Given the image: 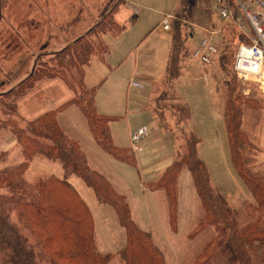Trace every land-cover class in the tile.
Instances as JSON below:
<instances>
[{"label": "rangeland", "instance_id": "obj_1", "mask_svg": "<svg viewBox=\"0 0 264 264\" xmlns=\"http://www.w3.org/2000/svg\"><path fill=\"white\" fill-rule=\"evenodd\" d=\"M129 1L139 9L134 20L133 12L123 8L125 0H0V96L18 87L13 96L0 98V125L11 121L18 127H25L28 120L72 96V90L79 91L75 74L78 69H82V63L79 66L76 64L64 67L66 70L62 74H65V80L57 75L58 77L44 76L24 82L32 73L39 53L42 55L41 61L51 62L52 54L89 31L84 29L80 33L85 22H81L76 28L69 24L77 10L80 9L79 15L88 21L92 10L91 21L94 25L105 13L111 11V16L114 12L115 18L122 9L118 21L124 25L123 31L118 34L95 32L87 39L98 46L99 53L103 48L102 42L108 49L103 58L91 56L92 62L86 69L87 77L90 76L91 80L85 82L87 86H98L96 110L100 114L111 116L109 130L110 134L112 132L116 135V144H119V148L129 147L127 131L125 134L127 123L144 121L147 128H150L147 122L152 116L164 131H172L176 154L186 151L184 128L194 132L199 137L198 157L207 169L210 185L225 197L234 228L239 229L257 219L260 221L259 227L264 228V213H258L252 208L256 205L254 199L233 169L223 119V108L227 102L230 104L233 101L237 107L235 111L239 130L245 142L242 147L243 160L251 173L264 183V68L258 79L241 80L237 77L233 63L237 44L242 37L238 35L234 22L221 20L211 10L214 13L211 12L210 18L205 19V23L210 22L206 27L200 28L205 32H200L195 38L210 36L208 38L218 47L219 53L226 51L230 54L225 66H221L219 62V57L222 56L219 53L212 57L210 64L201 65L191 56L194 47L186 45L187 55L182 56L181 62H176L179 65L177 76L171 81L163 80L170 34L159 29L162 20L169 19L171 28V17L168 15H173L181 6L190 8L192 19L203 23L205 17L197 14L194 8L206 0ZM54 24H59L61 30ZM183 24L187 40V31L193 28L187 21H183ZM52 25L53 28L50 27ZM89 25L90 28L93 26ZM62 30L70 35L67 44L66 41H61L66 40L59 35ZM210 31H216L215 35H210ZM48 36H51L50 41L55 39L56 42H45ZM52 62V65L59 66L58 61ZM131 79L152 86L150 89L153 90L155 104L150 102L137 110L125 109V93ZM59 83H65L71 89L62 87L60 93L57 87ZM184 105L190 116L185 122L182 110ZM81 117L84 118L75 105L57 114V120L64 130L70 124L78 125ZM111 142L114 144L112 138ZM82 148L87 150L85 146ZM97 149L100 157L91 156L98 161L93 159L89 164L106 177L117 193L124 195L133 221L139 228L150 233L164 256L165 264H191L206 243L217 233L220 234L222 225H215L217 230L214 225H208L190 235L202 215V208L189 168H182L178 174L177 224L176 230L172 231L164 192L149 190L142 184L150 180L146 168L138 169L137 164L120 162L99 146ZM0 152L2 169H14L22 159L21 148L7 128L0 129ZM49 175H62L59 161L36 155L25 171L24 179L31 187L40 178ZM156 176L153 174V178ZM68 177V181L90 209L98 251L114 253L124 241V229L119 225L114 209L106 203H98L92 189L80 177L75 174ZM11 220L29 242L35 241L29 230L19 224L15 212L12 213ZM230 239L229 230H225L218 242L224 246ZM254 246L258 252L257 259L253 258L255 261L252 264H264V259L261 260V256H264V243L256 241ZM2 260L3 255L0 253V264ZM108 264L125 262L116 255ZM208 264H226V259L217 251L212 254Z\"/></svg>", "mask_w": 264, "mask_h": 264}, {"label": "trees", "instance_id": "obj_2", "mask_svg": "<svg viewBox=\"0 0 264 264\" xmlns=\"http://www.w3.org/2000/svg\"><path fill=\"white\" fill-rule=\"evenodd\" d=\"M110 12L105 13L101 20L79 39L52 54L51 62L41 61L42 55L39 53L32 73L24 81L27 83L44 76L64 78L65 74H62V71L66 70L64 67L76 64L79 66L82 63V69H78L75 74L80 86L79 91L73 90V95L69 99L28 120L25 127H18L11 121L2 122L0 125V129L7 128L12 134L16 144L21 148L22 155L14 169L0 168V253L3 255L1 264H108L116 255L125 264H165L164 256L153 242L150 233L140 229L133 221L124 195L117 193L101 173L90 168L85 153L76 141L62 131L56 119L58 112L71 104L77 105L86 118L96 142L113 157L130 164L134 163L130 150L112 144L109 130L111 117L97 112L94 104L96 90L87 88L82 82L84 65L93 56H103L107 52L106 45L101 41L103 48L99 53L98 46L88 41L89 37L95 32L117 34L122 30V26L113 16L114 12L111 16ZM186 13V8L180 7L172 22V41L164 78L167 81L177 76L179 65L176 62H181L182 56L187 55L185 43L187 36L183 33L185 25L182 23V20L187 18ZM219 54H222L218 56L219 62L224 67L230 54L226 51ZM54 60L58 61L59 66L52 65ZM16 89L2 94L0 98L13 96ZM161 100L164 98L161 97ZM236 108L233 101L230 104L227 102L223 108L230 160L236 175L247 186L254 199L256 205L252 208L258 213L259 211L264 213V183L251 173L246 161L243 160L242 147L245 142L242 140L239 122L236 119ZM182 110L185 113V122L189 120V110L186 105ZM183 133L186 151L174 155L156 178L144 183L145 187L164 192L168 202L169 226L175 231L178 174L182 168H189L202 208V215L190 235L208 225H214L215 230L216 226L222 225L220 234L217 233L206 243L191 264H208L212 254L217 251L224 255L226 264H252V261H255L253 258L257 259L258 252L254 243L256 241L264 243V228L259 227V219L239 229L234 228L231 223V210L225 197L210 185L207 169L198 157L199 137L185 128ZM36 155L59 161L62 175H49L40 178L31 187L27 185L24 173ZM71 174L80 177L93 190L98 203H106L114 209L118 223L124 229L123 244L114 253L98 251L92 214L68 181ZM13 212L19 224L33 235L35 239L33 243L29 242L12 222ZM225 230H229L231 241H226L224 246H221L218 240ZM263 257L261 256V260Z\"/></svg>", "mask_w": 264, "mask_h": 264}, {"label": "crops", "instance_id": "obj_3", "mask_svg": "<svg viewBox=\"0 0 264 264\" xmlns=\"http://www.w3.org/2000/svg\"><path fill=\"white\" fill-rule=\"evenodd\" d=\"M66 1V0H65ZM126 4L123 6L128 8L129 10H131L133 12V17L132 19L134 20L137 13L139 12V9L131 4V2L129 0H125ZM204 2L200 3L197 5V7L194 8V11L197 13V14H201L203 15L205 18L203 19V23H200V22H197L195 20H193L192 16H190V8L186 9L187 10V18L182 20V21H187L189 24H191V28L193 29H188V38L185 42H186V45H190L192 47L195 48L197 42L203 37H200V36H197L195 38L196 35H198L200 32L204 31V29H200V28H204L206 27V24L209 23L210 21H207L205 23V19L207 17L210 16V13L213 11L212 10V0H206V2L203 4ZM181 7V6H180ZM174 12L173 15H168L170 16L171 18V25H172V22L173 20L175 19L176 17V12L179 10V8ZM67 10V8H66ZM122 9H120L116 16H115V19L117 21L118 24H120L122 26V30L124 29V25L122 23H120L118 21V15H119V12L121 11ZM212 10V11H211ZM78 12V14H77ZM75 16L70 20L69 24L70 25H74V27L76 28L77 25L81 24V22H85V26L81 28V32L80 33H83L84 29H90V25H93L92 24V10H90V15H89V21L88 20H83V16L81 17V15H79V12H80V9L77 10ZM214 12H212L213 14ZM216 14V13H215ZM217 15V14H216ZM210 18V17H209ZM219 18V17H218ZM78 21V22H76ZM164 20H162L161 22V25L159 27V29L161 30V32H168L170 34V38H169V47H168V54H167V60H166V67H165V73H166V68H167V62H168V55H169V51H170V46H171V41H172V33H171V28H169L168 30H163L162 29V23H163ZM230 21V20H229ZM213 22V21H212ZM183 23V22H182ZM54 25H58V29L61 30V26L59 24H54ZM89 26V27H88ZM195 26V27H193ZM197 26V27H196ZM51 28H53V25L50 26ZM185 29V27H183ZM197 29H200V30H197ZM66 30H62V32L59 34L61 36H63L64 38H66V40H61L62 42L66 41L65 43L67 44L69 40H67V38H69V33L65 32ZM120 31V32H121ZM119 32V33H120ZM205 32V31H204ZM212 31H210L209 33H211ZM114 34V33H113ZM118 34V33H117ZM210 35H215L214 34H210ZM206 37V36H204ZM207 37H210V36H207ZM50 38L51 36H48V38L45 40V42H56L55 39L51 40L50 41ZM241 41V40H240ZM239 41V42H240ZM238 42V43H239ZM238 46V44H237ZM107 47V46H106ZM189 48V46H188ZM193 48V49H194ZM108 49V48H107ZM192 49V50H193ZM237 49V48H236ZM218 52V51H217ZM105 55V54H104ZM101 56V58L104 57ZM35 58V57H34ZM91 59L89 60V62L87 64L84 65V68H83V75H82V82L83 84L87 87V88H95V95H94V104H95V107H96V103H97V95H96V92H97V87L98 86H87L85 84L86 80H91V77L89 76V78L87 77V74H86V69L90 66V63H91ZM136 70V68H135ZM165 73H164V78H165ZM163 78V80H164ZM133 83V84H132ZM134 83H136V86L134 85ZM100 84V83H99ZM97 84V85H99ZM161 84V83H160ZM158 84V85H160ZM57 87H59V90L58 92H62V87L63 88H66L68 87V89H71L69 88V86H67L65 83L64 84H57ZM127 91L125 93V98H126V102H125V109L127 108V110H137V108H143V106H145L146 104L148 103H154L155 104V101L154 99L152 98V93H153V90L150 89V87L152 86H146L145 84H143L140 80H134V79H131L129 82H128V85H127ZM178 87V86H177ZM73 91V90H72ZM73 95V94H72ZM179 96V95H178ZM71 97V96H70ZM69 97V98H70ZM181 98V96H179ZM67 98V99H69ZM65 99V100H67ZM65 100H63L62 102H64ZM62 102L58 103V105H60ZM56 105V106H58ZM72 105H75V104H71L69 105L68 107L72 106ZM55 106V107H56ZM77 107V109L80 111V113L82 114V116L84 117L83 113L81 112V110L79 109V107L77 105H75ZM54 107V108H55ZM68 107L64 108L62 111H64L65 109H67ZM53 109V108H51ZM49 110V109H48ZM46 111V110H45ZM60 111V112H62ZM44 112V111H43ZM58 112V113H60ZM57 113V114H58ZM102 115H105V114H102ZM106 116H109L111 117L110 115H106ZM153 117V116H152ZM150 118L147 122L148 125H150V128H148V134L145 135L141 141L139 142L138 144V148L136 149H133L132 148V145H131V142H130V133L137 129L138 127H141V126H146V122L144 121H139V122H132V121H129L127 123V128H125V134H126V131L128 133V142L129 143V147H125L126 149L130 150L132 153H133V157H134V165L137 164L138 166V169H143V168H146V170L148 171L147 173V177L148 179L152 180L154 179L153 178V174H156L157 176L162 172V170L165 168V166L167 165V163L172 159V157L174 155H176V147H175V144H174V140H175V136L173 135L172 131L166 129V131L163 130V128L161 126H159L160 124L157 122V119L155 118ZM56 119H57V116H56ZM83 119V120H82ZM85 120V121H84ZM58 122V125L59 127L62 129V131L69 137L71 138L72 140L76 141L79 145V147L82 149V151L85 153L86 155V160H87V163L88 165L90 166V168L94 169L89 163H90V160L91 161H98V159L96 158H92L91 155H94L95 157H100V153L98 151V146L106 153V154H109L104 148H102L97 142L96 140L94 139L89 127H88V124H87V121H86V118H82L79 119V122H78V125L77 123H73V124H70L69 126L66 127V130H64L62 128V126L60 125L59 121L57 120ZM65 123L67 121H64ZM77 122V121H76ZM147 127V126H146ZM80 130V131H79ZM112 136V141H114V146L118 147L119 144H116V135L113 134L111 132ZM110 134V135H111ZM174 138V139H173ZM115 139V140H114ZM86 147L87 150H84L82 147ZM120 147V146H119ZM118 147V148H119ZM155 147V149L152 150V148ZM154 150H158L157 152H153ZM94 151V152H92ZM94 153V154H93ZM110 156H112L111 154H109ZM115 158V157H113ZM94 159V160H93ZM117 159V158H116ZM118 161L120 162H124L122 160H119ZM162 163V164H161ZM159 166V168H158ZM140 167V168H139ZM96 170V169H94ZM98 171V170H96ZM99 172V171H98ZM61 173H62V169H61ZM100 173V172H99ZM102 174V173H101ZM103 175V174H102ZM104 176V175H103ZM156 176V177H157ZM105 177V176H104ZM155 177V178H156ZM69 178V177H68ZM106 178V177H105ZM83 181V180H82ZM84 182V181H83ZM85 183V182H84ZM71 184V183H70ZM144 185V183H142ZM72 185V184H71ZM145 186V185H144ZM89 187V186H88ZM93 191V190H92ZM94 193V192H93ZM119 193V192H118ZM80 195V194H79ZM83 199V198H82ZM131 214V213H130ZM132 216V215H131ZM135 222V221H134ZM136 223V222H135ZM137 225V224H136ZM141 229V228H140ZM171 229V228H170ZM120 248V247H119Z\"/></svg>", "mask_w": 264, "mask_h": 264}, {"label": "built area", "instance_id": "obj_4", "mask_svg": "<svg viewBox=\"0 0 264 264\" xmlns=\"http://www.w3.org/2000/svg\"><path fill=\"white\" fill-rule=\"evenodd\" d=\"M212 10L221 20L234 22L242 37L234 55L233 70L237 77L241 80L258 79L264 68V0H212ZM169 28L170 21L165 18L162 29ZM217 50L211 38L202 37L191 56L204 66L210 64ZM147 134L146 126L133 130L130 133L132 148H138L139 142Z\"/></svg>", "mask_w": 264, "mask_h": 264}]
</instances>
